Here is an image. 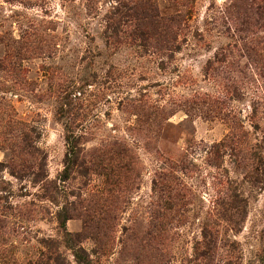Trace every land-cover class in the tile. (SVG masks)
<instances>
[{"label": "rangeland", "instance_id": "1", "mask_svg": "<svg viewBox=\"0 0 264 264\" xmlns=\"http://www.w3.org/2000/svg\"><path fill=\"white\" fill-rule=\"evenodd\" d=\"M64 206L92 264H264V0H0V264H78Z\"/></svg>", "mask_w": 264, "mask_h": 264}, {"label": "trees", "instance_id": "2", "mask_svg": "<svg viewBox=\"0 0 264 264\" xmlns=\"http://www.w3.org/2000/svg\"><path fill=\"white\" fill-rule=\"evenodd\" d=\"M68 140H69L68 142H69L70 148L65 157V169H64L65 174H67L68 171H71V168H73V166L78 163V156H79L78 142L76 141V139L68 138ZM44 160L45 158L42 157L41 161L38 164L39 168L43 167ZM81 204H82V201L71 202V205L74 206L75 209L79 210L80 208L79 211H81V215L85 218L84 224L86 226L87 224L90 223V220L91 221L93 220L94 215L90 214L91 208L89 206H86L85 209L82 210L83 206L81 208ZM71 217H72V212L69 211L68 206H64L58 214V221H59L60 226L63 229L64 239L69 246H72L73 248H75L73 250H74V255H75V258L77 259L78 264H92L93 260L90 258V254L87 252L86 249H84L81 245H79V243L82 242L84 239L85 232L82 231V232L71 233V232H68L66 229V221L70 219ZM44 242L46 243L47 247H49V249L54 247V244L52 241L45 240ZM93 252L95 254L100 253L99 251H97V249L96 250L94 249ZM57 257L55 256V258L51 260L50 255L45 254V256L43 255L41 260L37 264H60Z\"/></svg>", "mask_w": 264, "mask_h": 264}]
</instances>
